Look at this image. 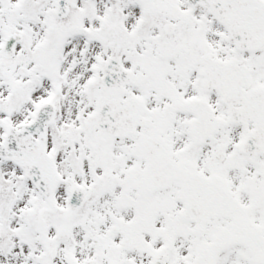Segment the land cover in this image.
<instances>
[{"label":"snow or ice","instance_id":"snow-or-ice-1","mask_svg":"<svg viewBox=\"0 0 264 264\" xmlns=\"http://www.w3.org/2000/svg\"><path fill=\"white\" fill-rule=\"evenodd\" d=\"M0 264H264V0H0Z\"/></svg>","mask_w":264,"mask_h":264}]
</instances>
